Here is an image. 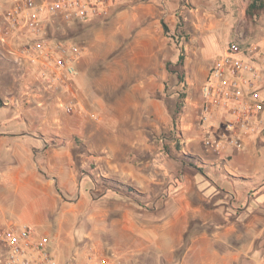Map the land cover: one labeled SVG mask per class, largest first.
Here are the masks:
<instances>
[{"label": "crops", "instance_id": "1", "mask_svg": "<svg viewBox=\"0 0 264 264\" xmlns=\"http://www.w3.org/2000/svg\"><path fill=\"white\" fill-rule=\"evenodd\" d=\"M195 2L198 6L192 0H118L108 7L105 17L70 25L81 29L78 41L84 53L78 76L60 94L81 112L74 114V124L62 129L66 138L60 144L44 139L42 128H37L36 118L41 121L49 115L45 110L51 97L36 85L37 68L13 71L18 78L12 73L0 76L15 89L9 92L11 103L0 106L1 238L8 228L27 225L52 237L60 264H66L74 253L78 263L85 264L91 251L71 238L69 227H63L64 214L85 216V201L100 193L96 188L102 185L100 168L105 166L115 176L103 175L106 182L113 179L124 186L126 194L131 189V195L136 192L144 200H155L152 209H147L111 187L100 193L104 197L114 193L118 201L114 209L122 215L115 232L130 233L124 246H108L121 264H264V113L254 131L244 136L243 149L229 146L216 152L207 150L201 141L207 136L231 137L226 125L233 116L217 108L202 123L203 98L199 106L190 103L192 110L199 107L200 111L196 117L192 112V124L186 125L187 119L181 118L187 142H192V164L176 162L172 171L166 169L171 162H166L164 146L149 142L150 134L170 129L174 111L168 104L177 102L180 84L172 80L167 91H178H166L167 67H181L180 51L205 58L216 51L218 58L234 41L228 42L230 37L245 34L238 26L234 29L230 18L222 24L214 22L210 9L200 16L199 2ZM11 3L0 0V17ZM250 38L255 39L245 37L248 42ZM262 44L264 40L252 42L248 48L260 71L258 86L264 97ZM32 82L30 92L25 90ZM96 115L99 121L94 120ZM186 167L192 169V176L182 177L189 182L192 177V191L158 190L166 178L183 173ZM149 187L153 190L148 191ZM71 195L78 196L76 209H61L59 200ZM55 211H64V218L59 215L58 222L51 220ZM99 223L94 232L105 230ZM38 226L45 231L39 232ZM136 232L139 241L133 240Z\"/></svg>", "mask_w": 264, "mask_h": 264}, {"label": "built area", "instance_id": "2", "mask_svg": "<svg viewBox=\"0 0 264 264\" xmlns=\"http://www.w3.org/2000/svg\"><path fill=\"white\" fill-rule=\"evenodd\" d=\"M118 0H12L0 17V55L15 64L28 63L37 68L36 85L47 92L68 88L78 76V64L84 47L73 41L57 39L54 30L91 18H103L110 5ZM53 30V31H52ZM251 50L239 42H230L213 64L202 88L204 108L201 122L207 121L213 109L223 108L232 116L227 129L232 136L224 140L206 137L209 151H225L229 146L243 149V138L254 131L264 113V97L258 86L260 71L250 58ZM57 106L71 115L79 113L74 102L60 97ZM97 120L96 116L94 117ZM6 247L5 264H60L50 235L39 234L27 225L12 226L2 235ZM85 264H121L115 254L90 249ZM73 255L66 264H79Z\"/></svg>", "mask_w": 264, "mask_h": 264}, {"label": "rangeland", "instance_id": "3", "mask_svg": "<svg viewBox=\"0 0 264 264\" xmlns=\"http://www.w3.org/2000/svg\"><path fill=\"white\" fill-rule=\"evenodd\" d=\"M199 5H200V16L201 14L203 15L210 9L211 13L210 15L212 16L213 21L221 20V24L226 21L227 18H230V23L233 24L234 29L238 26L237 30L238 31H244V37L238 35L235 37H230L229 41L234 40L239 42V44L243 48H248V45L251 44L252 42H262L264 40V12H263V19H260L259 17L257 20H255L253 17L249 16L247 13V8H248V0H219L217 2H211V0H198ZM192 3L196 6L198 4L195 2V0H192ZM205 3L208 6L203 5ZM192 4V7H194ZM198 8V7H195ZM193 14V12H192ZM53 31V30H52ZM54 37L57 39H65L68 41H73L75 43H79L78 37L80 34H82L81 29H74L69 27H65L61 30H54L53 31ZM194 33H192L193 35ZM248 36H254V40L250 38V42H248L245 37ZM244 38L246 41H244ZM199 43V42H198ZM205 43V42H204ZM264 45V44H262ZM264 51V49H263ZM181 57V60H180ZM217 58L216 51H212V53L209 54L206 58L201 55H188L185 51H180L179 55V60L178 64L181 67H167L170 77L167 79L166 83V91L167 88L171 86V81H177V83L180 84L179 86V94L176 93L177 97V102L175 103L171 101L169 107H171L172 114H171V119H170V124L168 128L164 132L155 134H150V140L149 142L152 144H159L163 145L165 150H166V155H168L165 159L166 162H171L170 164H166V169L167 171L176 167L178 164L176 162H181L185 161L188 164H192V151H191V146L192 142L188 143L187 142V136L184 135L182 126H183V121L181 118H186L187 123L192 124V112L194 116H199V107L195 108L192 110L193 105L190 103H197L199 106L200 103L202 102V88L206 81L208 80L210 70ZM26 65V66H25ZM30 66L28 65L27 62L24 64H15L12 63L10 60H7L6 58L2 57L0 55V76H9L14 74L16 78H18V73H13V71H16L20 69L21 67H27ZM19 67V68H18ZM31 67V66H30ZM193 67V68H192ZM208 67V68H205ZM28 77V76H27ZM0 78V106H3L5 103H11L13 95H10L11 90H15L12 87L11 84H5L3 80ZM34 82L28 83L27 87L24 89L28 90L30 92L31 88H33ZM168 91L172 94H174L175 91H178V89H173L170 88ZM167 91V92H168ZM261 91V90H260ZM59 91H55L51 93V97L48 99V107L45 110L49 115L45 119H42L41 121L39 118H36L37 123V128H42L40 130V134L44 139L47 140H53L56 141L57 144H60L61 141H65L64 138L66 136L64 135V132L62 129L66 127V124H74L73 119H74V114H67L65 113L62 109H60L57 106V101L61 97ZM16 94V91H15ZM178 94V95H177ZM15 96V95H14ZM19 97V95H16ZM16 97V98H17ZM21 97V96H20ZM17 100V99H16ZM14 101V100H13ZM169 101V99L166 98V103ZM6 105V104H5ZM179 105V109L177 106ZM195 107V106H194ZM167 108V104H166ZM174 109V110H173ZM167 110V109H166ZM168 111V110H167ZM97 120L99 121L100 117L99 115H96ZM71 124V125H72ZM192 137V136H191ZM206 137L203 138L201 141V144L204 143ZM78 139V138H77ZM76 139V141H78ZM79 142V141H78ZM204 145V144H203ZM205 149V148H204ZM182 168V165L180 163V169ZM102 172V177L107 176L115 177L113 174H109V170L103 166L100 168ZM184 172L182 173L180 171V174L177 175H172L170 178H166L164 184L161 186L159 185L158 190L164 192V193H171L177 190H184V191H192V177L191 183L186 179L182 177V174H185L186 177L187 175L192 176V169L189 167L184 168ZM97 175V174H96ZM176 176V177H175ZM101 177V182L102 185L100 188H96L97 190H100V193L104 191L107 187H111L114 190L119 189L125 193L124 186L119 185L117 182H115L113 179L110 180L111 183L109 184L107 178H102ZM167 177V176H166ZM104 179V180H103ZM118 181V180H117ZM162 187V188H161ZM112 189V190H113ZM140 190H142L140 188ZM144 190V189H143ZM153 190L152 187L148 188V191ZM100 193H95L93 194L92 198L87 199L85 201V216H75L73 214L74 212H68L65 215V221L63 222V227L70 229L71 231V238H74V241L76 243H82L81 246H85L84 248H92L93 246H96L97 248L95 250L99 251L100 253L103 254H110L111 251L109 250V244L117 243L121 246H124V243L127 242L130 237V233H126L125 231H122L121 233L119 231L115 232V229L118 228L119 226H115V223L118 222L120 219V216L122 215L121 212L115 211V206L118 204L116 202V198L114 197V193L111 194V196L104 197L103 195H100ZM135 195L133 196V199H130L134 204L136 205H143V207L147 206V209H152L153 204L155 203V200L147 199L144 200L142 199L141 196L136 195V192H134ZM121 195V194H120ZM120 200V198H117ZM59 207L61 209H76V204L78 202V196L71 195L67 196L63 200H59ZM65 207V208H64ZM134 207H137L134 205ZM146 208V207H145ZM159 209L161 207H158ZM57 211V210H56ZM51 213L53 216L51 220H55L54 222H58L57 220L60 218L63 219L62 217V212L64 211H58V212ZM136 212H140L137 211ZM71 213V214H70ZM93 213H96L95 215L96 220H93L92 215ZM60 215V216H59ZM59 216V217H58ZM138 216H140L138 214ZM139 221V220H138ZM101 225L105 229L103 231L99 232H94V228L96 225ZM135 224L139 225V222H136ZM78 225V226H77ZM37 230L41 233L45 231V228H42L40 226L36 227ZM89 236V237H86ZM129 238L127 239L126 238ZM133 240L139 241L141 239L140 233L136 232L132 234ZM84 240V242H83ZM97 243H101L103 246L101 247L100 245H96ZM82 247V248H83ZM76 252V250H75ZM76 255V253H74ZM77 256V255H76ZM6 258H7V251L6 247L3 243V240L0 235V264H5L6 263Z\"/></svg>", "mask_w": 264, "mask_h": 264}, {"label": "trees", "instance_id": "4", "mask_svg": "<svg viewBox=\"0 0 264 264\" xmlns=\"http://www.w3.org/2000/svg\"><path fill=\"white\" fill-rule=\"evenodd\" d=\"M263 11H264V0H251L250 4L248 6V9H247V13L249 16L256 19L260 16V13ZM180 60H181V57H180ZM177 108L179 109V105L177 106ZM130 190L127 191V194L124 193L123 191L119 190V189H116V192L118 194L123 195V196L130 197V199H133V196L128 193V192H130Z\"/></svg>", "mask_w": 264, "mask_h": 264}]
</instances>
